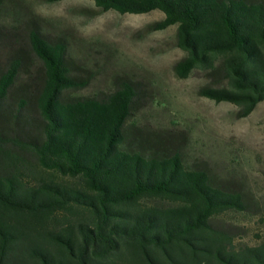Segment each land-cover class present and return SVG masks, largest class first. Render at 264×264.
<instances>
[{
    "label": "trees",
    "instance_id": "obj_1",
    "mask_svg": "<svg viewBox=\"0 0 264 264\" xmlns=\"http://www.w3.org/2000/svg\"><path fill=\"white\" fill-rule=\"evenodd\" d=\"M94 2L91 16L162 12L147 31L177 26V46L187 54L177 76L208 71L218 87L198 94L233 104L237 119L264 101L263 0ZM28 43L41 73L16 87L26 61L20 50L0 71V264H264V243L237 247L214 223L228 211L248 210L242 194L189 169L178 154L125 146L134 83L67 96L89 82L70 61L67 43L37 29ZM147 199L166 204L143 206Z\"/></svg>",
    "mask_w": 264,
    "mask_h": 264
},
{
    "label": "rangeland",
    "instance_id": "obj_2",
    "mask_svg": "<svg viewBox=\"0 0 264 264\" xmlns=\"http://www.w3.org/2000/svg\"><path fill=\"white\" fill-rule=\"evenodd\" d=\"M96 9L94 0H0V71L20 50L26 61L16 87L25 84L27 75L41 73L43 65L28 43V32L37 29L67 43L70 61L80 68V76L89 78L85 88L69 91L67 96H94L131 81L137 98L125 146L145 153L178 154L189 169L204 171L216 185L242 194L249 202L248 210L228 211L214 223L237 247L264 243V101L250 116L237 119L238 108L233 104L198 94L202 87H218L208 71L198 68L189 77L179 78L175 66L187 54L177 46V26L147 31L165 18L162 12L109 11L91 16L90 10ZM41 174L62 183L77 182ZM141 204L166 203L147 199Z\"/></svg>",
    "mask_w": 264,
    "mask_h": 264
}]
</instances>
